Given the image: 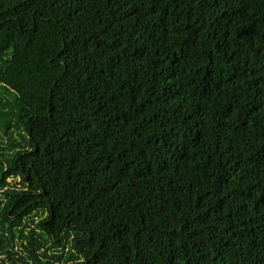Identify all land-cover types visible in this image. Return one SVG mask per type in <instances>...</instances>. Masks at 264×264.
I'll return each mask as SVG.
<instances>
[{
  "label": "trees",
  "instance_id": "16d2710c",
  "mask_svg": "<svg viewBox=\"0 0 264 264\" xmlns=\"http://www.w3.org/2000/svg\"><path fill=\"white\" fill-rule=\"evenodd\" d=\"M0 136V264H264V0H0Z\"/></svg>",
  "mask_w": 264,
  "mask_h": 264
},
{
  "label": "rangeland",
  "instance_id": "374dc122",
  "mask_svg": "<svg viewBox=\"0 0 264 264\" xmlns=\"http://www.w3.org/2000/svg\"><path fill=\"white\" fill-rule=\"evenodd\" d=\"M12 101V100H11ZM17 136L16 137H18L19 135H18V132H17V134H16ZM18 140H20V137H18ZM0 141H5V137L4 136H0Z\"/></svg>",
  "mask_w": 264,
  "mask_h": 264
}]
</instances>
